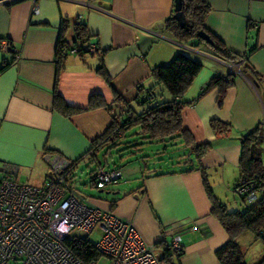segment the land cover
<instances>
[{
	"label": "crops",
	"instance_id": "0c3cea01",
	"mask_svg": "<svg viewBox=\"0 0 264 264\" xmlns=\"http://www.w3.org/2000/svg\"><path fill=\"white\" fill-rule=\"evenodd\" d=\"M205 1L210 11L204 26L234 59L217 55L205 42L175 39L164 28L174 0H0V40L11 46L0 50V67L10 63L0 72V164L17 167L19 180L24 175L26 183L41 185L48 173L44 154L50 151L70 160L86 154L119 110L115 95L135 109L137 97L152 87L156 100L169 99L161 86H154L152 70L184 53L199 60L202 68L180 98L182 127L195 144H210L199 163L220 201L239 179L238 138L259 124L264 127V0ZM62 19L67 23L62 35L69 45H80L74 28L84 23L85 46L96 47L95 52H68L63 61L56 91L66 104L83 108L71 116L54 108ZM101 64L109 82L96 71ZM230 73L234 81L221 102L217 87L199 97L213 76ZM94 95L105 106L89 108ZM212 119L229 123L230 133L215 135L209 127ZM124 141L118 140L114 151ZM148 144L162 146L161 151L147 153L143 146ZM144 145L136 149L141 161L131 168L138 175L137 185L118 188L121 178L112 184L115 188L98 190L97 197L77 188L85 203L128 219L145 241L158 246L180 235L183 250L173 264H220L216 251L229 235L212 214L195 155L181 137ZM106 147L98 158L106 157ZM182 148L189 153L187 159ZM83 167L90 173L95 166ZM237 243L244 264L260 260L263 246L250 232L241 234Z\"/></svg>",
	"mask_w": 264,
	"mask_h": 264
},
{
	"label": "trees",
	"instance_id": "16d2710c",
	"mask_svg": "<svg viewBox=\"0 0 264 264\" xmlns=\"http://www.w3.org/2000/svg\"><path fill=\"white\" fill-rule=\"evenodd\" d=\"M209 11L210 6L205 0H183L182 12L185 17L184 25H181L174 18L173 12L164 21V28L175 39L182 42H187L192 39H196L198 43L205 42L198 36L199 32H205L211 38V44L209 45L217 55L227 59H234L235 56L231 50L205 28L204 20ZM66 24V20L62 19L61 33L55 51L54 108L64 116H71L83 111V108L72 107L66 104L56 91L63 61L71 47L62 35ZM74 30L76 40L80 42L79 53L86 52L88 49L85 46L87 42L85 24L77 23ZM9 64L8 62H4L0 67V72ZM201 68L202 63L199 60L193 59L184 53H177L170 62L156 66L152 70L154 86H161L168 93L169 99L156 100L152 87L137 97L135 102L138 109H135L129 103L122 101L120 96L115 95V101L120 103L118 105L119 110L112 115L111 124L105 133L92 141L87 151L92 150L93 156L91 159L97 158V161H100L98 155L104 146H107L106 150L115 148L117 145H120L118 140L125 139L129 130L138 127L139 132L132 133L133 135L139 136L137 140L144 142L162 143L167 140H173L174 138H183L187 149L195 155L198 166H200L199 162L205 152L210 148V144H195L187 131L183 129L181 110L184 102L180 98L194 77L200 72ZM96 71L106 82H109V76L103 64ZM233 81L232 74L227 76L215 75L202 89L199 97L217 87L219 89V101L221 102L225 91L233 84ZM138 92L139 94L142 92L140 87H138ZM103 106H105V103L101 97L94 95L90 98L89 108ZM209 127L215 135H227L231 131V125L229 123L218 119L210 120ZM238 140L240 145L238 159L239 179L234 185L233 191L236 192L235 194L242 202L250 201L249 197L251 195L255 199L243 211L229 210L224 203L213 195L205 171L200 166L203 175V184L212 203V214L219 220L229 235L228 242L216 251V257L220 264H244L243 254L237 243V238L244 232H250L263 246V254L256 264H264V127L262 124H259L253 130L241 135ZM144 142L133 146L140 147L144 145ZM125 143L128 142L124 141L123 144ZM47 153L53 152L47 151ZM81 159L76 160V162H79ZM91 159L89 158L86 164H91ZM89 184L90 186L93 185L91 180H89ZM239 189H243V191L237 192ZM69 246L75 256L83 262L97 260L100 256L93 247V244L85 239L70 241ZM156 247L160 248L161 264H173V259L178 258L183 250L174 252L167 244L163 243L160 246L156 245Z\"/></svg>",
	"mask_w": 264,
	"mask_h": 264
},
{
	"label": "built area",
	"instance_id": "2783aa9c",
	"mask_svg": "<svg viewBox=\"0 0 264 264\" xmlns=\"http://www.w3.org/2000/svg\"><path fill=\"white\" fill-rule=\"evenodd\" d=\"M79 49L72 44L69 52L77 54ZM0 50H11L10 43L0 40ZM88 50L95 52L96 47L90 45ZM92 156L91 150L76 162L45 153L48 173L41 185L20 182L17 167L0 164V264H161L156 244L145 241L131 221L85 203L75 188L80 162ZM91 160L95 167L89 180L96 189L104 190L122 178L120 168ZM93 232L98 237L91 243L100 256L83 262L69 242L89 241ZM167 245L174 252L183 249L180 235H174Z\"/></svg>",
	"mask_w": 264,
	"mask_h": 264
},
{
	"label": "rangeland",
	"instance_id": "374dc122",
	"mask_svg": "<svg viewBox=\"0 0 264 264\" xmlns=\"http://www.w3.org/2000/svg\"><path fill=\"white\" fill-rule=\"evenodd\" d=\"M136 131L139 132L138 127H135L134 129L129 130L127 132L125 136V141L128 143L122 144V146L120 147L121 149L119 151L118 150L114 151L113 148L111 150L107 149L105 150L106 157L102 156V154H100L99 156L104 166L120 168V170L122 171V179L119 181V186L117 187L121 189H129L138 184V179H137L138 175L135 176V174L131 171V168L135 166V162L141 161V159H138L140 155L137 154L136 152L137 146H133V145L140 144L143 141L137 140L139 136L133 135L132 132H136ZM143 147L147 150V153H152V154H156V151L157 150L161 151V148H162V146L156 148L157 147L156 144H148L147 146L144 145ZM169 149H172V148H169ZM180 151H181L180 153L185 157L184 159H187L189 156V153H187V151L184 148H182ZM128 152H130L131 154H129ZM160 157L161 155H159L157 159H160ZM86 161L87 159H85V161L82 160L80 162L79 169L77 170L76 176L74 178L75 187L81 191L86 192L87 194H90L91 196L97 197L99 195L98 189H96L94 186H90L89 184L90 176H89V173H87L88 169L87 167H83V165L86 164ZM19 181L22 183L23 182L26 183L27 180L25 179V176L23 175L22 177H20ZM139 183H141V181ZM113 186H116V185H112L111 187ZM107 188H110V185L107 186ZM220 201L224 203L229 210L243 211L246 207L251 205L255 201V199L242 202L240 201L238 196L235 194V192L231 190V191L223 192ZM97 237H98L97 233L93 232L89 236V241L92 243H96ZM249 261H252V260H249Z\"/></svg>",
	"mask_w": 264,
	"mask_h": 264
},
{
	"label": "water",
	"instance_id": "95a60500",
	"mask_svg": "<svg viewBox=\"0 0 264 264\" xmlns=\"http://www.w3.org/2000/svg\"><path fill=\"white\" fill-rule=\"evenodd\" d=\"M182 1L183 0H174V18L181 24L184 25L185 23V17L184 14L182 12ZM198 36L204 40L205 42H207L208 44H211V38L209 37L208 34H206L205 32H199ZM233 73V72H231ZM230 73V74H231Z\"/></svg>",
	"mask_w": 264,
	"mask_h": 264
}]
</instances>
